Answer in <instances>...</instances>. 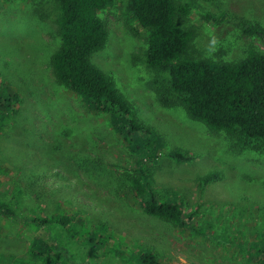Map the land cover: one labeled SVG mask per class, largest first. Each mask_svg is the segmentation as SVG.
Instances as JSON below:
<instances>
[{"label":"rangeland","instance_id":"374dc122","mask_svg":"<svg viewBox=\"0 0 264 264\" xmlns=\"http://www.w3.org/2000/svg\"><path fill=\"white\" fill-rule=\"evenodd\" d=\"M174 1L187 6L182 25L193 33V57L235 62L248 50L264 53L240 30L241 22L264 27V0ZM38 2L0 0V77L20 98L15 114L0 117V197L18 199L11 201L17 219L0 216V264H139L132 255L144 249L159 264H264V141L243 148L182 108L162 106L142 63L146 31L116 0L98 14L108 39L90 62L162 138L148 178L185 220L177 226L146 216L140 198L131 204L122 195L134 177L130 147L109 117L55 80L57 27ZM171 153L191 159L175 161ZM209 175L215 179L205 184ZM31 214H81L82 223L69 232L36 228L23 220ZM41 237L47 253L38 257L32 244Z\"/></svg>","mask_w":264,"mask_h":264},{"label":"trees","instance_id":"16d2710c","mask_svg":"<svg viewBox=\"0 0 264 264\" xmlns=\"http://www.w3.org/2000/svg\"><path fill=\"white\" fill-rule=\"evenodd\" d=\"M115 3L116 0H39L38 5L48 8L47 17L54 16L60 42L51 56V71L58 84L84 97L92 113L109 117L118 137L130 147V171L134 177L125 179L122 195L131 204L140 198L139 208L146 216L179 226L184 224L183 212L170 200H162L148 178V164L156 159L162 138L135 116L132 105L112 80L90 62L108 39L98 14ZM121 5L123 16L146 31L142 63L151 77L150 88L162 106L182 108L191 120L210 132L226 134L239 145L246 144L243 148L264 141V53L248 50L243 59L235 62L195 58L189 53L193 33L182 25L188 12L186 5L174 0H122ZM240 30L264 45V27L241 22ZM19 104L16 88L0 77V117L15 114ZM170 156L175 161L191 159L184 154ZM214 179L209 175L204 183ZM13 200L18 202L16 195L10 200L0 197V216L18 218L11 205ZM80 215L31 214L23 220L36 228L50 226L69 232L72 224L74 227L82 223ZM32 247L33 255L47 253L42 237L33 241ZM132 258L139 264H159L149 249L138 250Z\"/></svg>","mask_w":264,"mask_h":264}]
</instances>
